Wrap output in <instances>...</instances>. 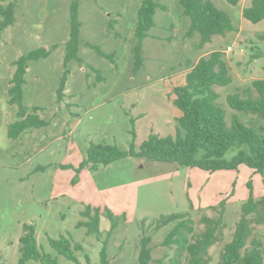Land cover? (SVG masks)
Segmentation results:
<instances>
[{
  "label": "rangeland",
  "instance_id": "374dc122",
  "mask_svg": "<svg viewBox=\"0 0 264 264\" xmlns=\"http://www.w3.org/2000/svg\"><path fill=\"white\" fill-rule=\"evenodd\" d=\"M74 1L17 0L15 23L0 35V264H20L25 224L35 226L38 245L58 264H76L50 246L49 238L61 236L83 244L85 250L76 254L81 264H99L104 241H108L110 264H139L144 234L153 239V258L167 256L168 260L177 248L162 243L174 223L155 232L157 221L187 214L193 221L194 240L205 230L201 219L220 217L222 210L213 207L225 202L223 234L209 249V264H219L250 191L256 199L264 196L263 175L247 165L237 171L208 173L144 157L125 158L96 170L81 165L92 143L126 151L134 142L139 150L151 134L175 136L182 112L174 104L173 89L184 83L190 66L217 50L224 51L233 78L229 86L215 87L227 123L237 114L246 124L264 130V119L239 113L227 102L233 94L258 96L253 83L264 80V59L253 56L264 50L260 38L264 37V20L254 24L243 17L252 0H242L237 6L213 0L238 31L215 36L199 48L198 33L186 37L191 22L180 0H156L167 10L156 11L155 27L143 41V66L135 72V28L143 0H78L81 62L67 65V88L58 101ZM10 2L14 0H0V6ZM53 46L57 48L48 58L29 63L24 86V106L31 111L39 107L48 126L12 140L8 128L17 120V107L8 103V90L14 63L31 51ZM95 48L112 58L100 56ZM235 154L228 152L226 159ZM88 205L101 209V237L77 227ZM107 209L117 224L109 236L112 221ZM252 227V238L264 240V223H252ZM181 256L185 264L188 255L183 252Z\"/></svg>",
  "mask_w": 264,
  "mask_h": 264
},
{
  "label": "trees",
  "instance_id": "16d2710c",
  "mask_svg": "<svg viewBox=\"0 0 264 264\" xmlns=\"http://www.w3.org/2000/svg\"><path fill=\"white\" fill-rule=\"evenodd\" d=\"M6 1V0H1ZM16 1L6 7L0 6V35L15 23ZM242 0H227L233 6L239 5ZM184 16L190 19V28L186 37L192 38L196 33L201 37L199 48L211 43L215 36H226L238 31L230 16L220 10L213 0H180ZM158 9L167 10L165 5L156 0H143L138 11V20L135 28L137 44L134 47V71L138 72L144 63L143 41L149 37V32L155 27V14ZM243 17L257 24L264 20V0H252L251 5L243 10ZM82 24L78 18V0L71 8V36L66 46L65 74L57 91L58 101H62L68 83L67 65L73 60L81 62L78 56L80 49V32ZM264 39V37H261ZM57 46L50 49L39 48L29 54L21 56L14 65L16 70L9 83L8 103L17 107V120L9 125L8 136L12 140L20 139L24 134H31L34 130L45 128L48 123L39 115L40 108L29 110L24 106V86L27 83L26 75L29 63L48 58ZM100 56L112 58L100 48H95ZM253 58L264 59V50H258ZM233 78L230 67L222 50L211 52L202 57L195 65L190 66L182 85L174 87V104L182 112L177 118L178 129L175 136L162 137L158 134L149 135L139 150L133 142L129 150L123 151L116 145L91 144L88 157L81 167L91 166L96 170L99 166H107L116 161L129 157H144L161 163H175L184 167L198 168L208 173L217 171H237L242 165H247L256 174L264 176V130L262 127L246 124L234 114L231 124L226 121V110L219 102L220 94L215 87H226L232 84ZM258 91L254 97L248 95L242 98L239 94L229 95V106L239 112L252 114L264 119V80L253 83ZM230 151L236 154L231 160L226 159ZM75 183L78 178H75ZM251 187V184H250ZM226 203L213 207L221 209L220 217L204 216L201 222L205 230L194 240L193 221L185 213L172 214L161 217L154 228L155 232L174 223L173 228L166 235L162 246L176 247L177 254L167 260L163 256L155 260L152 256L151 235L141 239L139 264H183L181 254L187 253L185 264H209V249L214 246L223 234L224 211ZM107 216L112 221V228L108 236L117 227L114 213L107 209ZM82 220L77 227H86L88 234H98L101 222V209L91 205L81 212ZM87 219V220H86ZM252 223H264V196L256 199L253 191L241 208V218L237 224L233 238L228 242L221 253L219 264H264V240L252 238ZM23 235L20 238V264L36 261L41 264H58L57 259L43 251L38 245L36 228L32 224H25ZM99 237V239H100ZM107 242L101 251L99 264H110L107 254ZM50 246L58 255L81 264L77 252L84 251L82 243H73L68 237L59 239L49 238ZM89 262V258L87 257Z\"/></svg>",
  "mask_w": 264,
  "mask_h": 264
},
{
  "label": "built area",
  "instance_id": "2783aa9c",
  "mask_svg": "<svg viewBox=\"0 0 264 264\" xmlns=\"http://www.w3.org/2000/svg\"><path fill=\"white\" fill-rule=\"evenodd\" d=\"M228 50L230 51V50H231V48H228Z\"/></svg>",
  "mask_w": 264,
  "mask_h": 264
},
{
  "label": "crops",
  "instance_id": "0c3cea01",
  "mask_svg": "<svg viewBox=\"0 0 264 264\" xmlns=\"http://www.w3.org/2000/svg\"><path fill=\"white\" fill-rule=\"evenodd\" d=\"M175 99V98H174ZM254 172V171H253Z\"/></svg>",
  "mask_w": 264,
  "mask_h": 264
}]
</instances>
